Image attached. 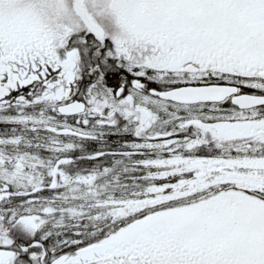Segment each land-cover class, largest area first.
<instances>
[{"label":"snow or ice","instance_id":"snow-or-ice-1","mask_svg":"<svg viewBox=\"0 0 264 264\" xmlns=\"http://www.w3.org/2000/svg\"><path fill=\"white\" fill-rule=\"evenodd\" d=\"M0 264H264V0H0Z\"/></svg>","mask_w":264,"mask_h":264}]
</instances>
